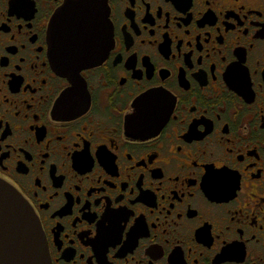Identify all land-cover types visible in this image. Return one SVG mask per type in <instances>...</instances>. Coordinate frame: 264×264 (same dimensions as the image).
<instances>
[{"label": "flooded vegetation", "instance_id": "flooded-vegetation-1", "mask_svg": "<svg viewBox=\"0 0 264 264\" xmlns=\"http://www.w3.org/2000/svg\"><path fill=\"white\" fill-rule=\"evenodd\" d=\"M68 1L0 0V181L51 264H264V0H99L63 70Z\"/></svg>", "mask_w": 264, "mask_h": 264}, {"label": "water", "instance_id": "water-1", "mask_svg": "<svg viewBox=\"0 0 264 264\" xmlns=\"http://www.w3.org/2000/svg\"><path fill=\"white\" fill-rule=\"evenodd\" d=\"M49 43L63 70L89 68L110 36L99 0H69L49 22ZM99 46V47H98ZM0 264H51L38 220L24 198L0 181Z\"/></svg>", "mask_w": 264, "mask_h": 264}, {"label": "snow or ice", "instance_id": "snow-or-ice-1", "mask_svg": "<svg viewBox=\"0 0 264 264\" xmlns=\"http://www.w3.org/2000/svg\"><path fill=\"white\" fill-rule=\"evenodd\" d=\"M220 175V173L211 174L205 177V181L208 183H213Z\"/></svg>", "mask_w": 264, "mask_h": 264}]
</instances>
